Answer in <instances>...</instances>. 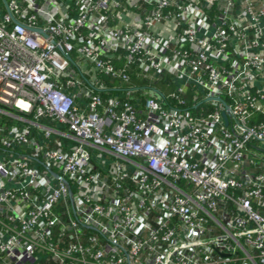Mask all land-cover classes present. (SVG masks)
<instances>
[{"label": "built area", "instance_id": "2783aa9c", "mask_svg": "<svg viewBox=\"0 0 264 264\" xmlns=\"http://www.w3.org/2000/svg\"><path fill=\"white\" fill-rule=\"evenodd\" d=\"M0 264H264V2L0 0Z\"/></svg>", "mask_w": 264, "mask_h": 264}, {"label": "rangeland", "instance_id": "374dc122", "mask_svg": "<svg viewBox=\"0 0 264 264\" xmlns=\"http://www.w3.org/2000/svg\"><path fill=\"white\" fill-rule=\"evenodd\" d=\"M136 81H137V84H139V85H146V86H148L149 85V80H147V79H144V78H137L136 79ZM169 82V79L168 78H164V81L163 82H161V83H157V84H152V85H154V86H156L157 88H162L163 90H164V92H165V94L166 95H168V94H170L173 90H175L176 89V86L175 85H171V86H169V87H167V83ZM116 85H122L120 82H114ZM132 83H134V79H133V82Z\"/></svg>", "mask_w": 264, "mask_h": 264}, {"label": "water", "instance_id": "95a60500", "mask_svg": "<svg viewBox=\"0 0 264 264\" xmlns=\"http://www.w3.org/2000/svg\"><path fill=\"white\" fill-rule=\"evenodd\" d=\"M223 117H224V119H225V121H226V124H227V123H228V119H227V115H226V113L223 114Z\"/></svg>", "mask_w": 264, "mask_h": 264}, {"label": "crops", "instance_id": "0c3cea01", "mask_svg": "<svg viewBox=\"0 0 264 264\" xmlns=\"http://www.w3.org/2000/svg\"><path fill=\"white\" fill-rule=\"evenodd\" d=\"M263 2H264V0H262ZM132 85H139V84H137V81H134V83H132Z\"/></svg>", "mask_w": 264, "mask_h": 264}, {"label": "trees", "instance_id": "16d2710c", "mask_svg": "<svg viewBox=\"0 0 264 264\" xmlns=\"http://www.w3.org/2000/svg\"><path fill=\"white\" fill-rule=\"evenodd\" d=\"M133 79H134V81H136L137 78L133 75Z\"/></svg>", "mask_w": 264, "mask_h": 264}]
</instances>
